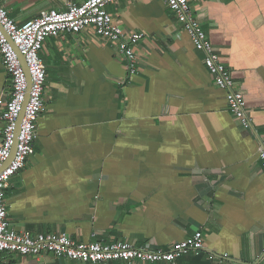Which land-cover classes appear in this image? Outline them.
<instances>
[{
    "label": "crops",
    "instance_id": "obj_1",
    "mask_svg": "<svg viewBox=\"0 0 264 264\" xmlns=\"http://www.w3.org/2000/svg\"><path fill=\"white\" fill-rule=\"evenodd\" d=\"M86 1L0 6L21 25ZM188 1L244 96L250 128L228 110L165 0H117L106 7L113 20L145 35L130 79L111 43L87 33L43 42L44 109L34 152L5 190L12 228L162 249L200 232L203 250L176 264H264V0ZM10 91L0 57V142ZM2 262L82 264L11 253Z\"/></svg>",
    "mask_w": 264,
    "mask_h": 264
},
{
    "label": "built area",
    "instance_id": "obj_2",
    "mask_svg": "<svg viewBox=\"0 0 264 264\" xmlns=\"http://www.w3.org/2000/svg\"><path fill=\"white\" fill-rule=\"evenodd\" d=\"M116 1L87 0L80 5L69 3L64 11L41 12L37 18L21 25L16 24L9 17L7 10L0 6V27L9 38L7 39L0 30V57L11 78L10 96L1 116L3 128L0 142V264H3L4 253L35 257L49 254L82 264L132 260L142 263L176 264L179 258L189 252L203 250V236L200 232H196L187 241L162 249L133 247L125 242L82 243L67 236L52 234L31 237L12 228L7 219L4 205L5 190L10 179L23 169L27 158L34 152L37 121L44 109L45 71L38 53L46 37L60 33H87L93 38L116 46L117 55L124 62L126 79L137 73L140 64L137 48L145 35L142 32L125 31L113 20L106 7ZM165 2L189 36L194 49L203 54V63L215 86L225 92L228 110L245 130L249 129L250 120L245 110L244 96L235 89L231 71L221 62L219 53L194 15L189 1L165 0ZM19 56L24 58L31 81L30 87ZM24 103L23 116L16 134ZM14 145V157L8 167L2 169ZM258 156L264 162L263 144L258 148Z\"/></svg>",
    "mask_w": 264,
    "mask_h": 264
},
{
    "label": "water",
    "instance_id": "obj_3",
    "mask_svg": "<svg viewBox=\"0 0 264 264\" xmlns=\"http://www.w3.org/2000/svg\"><path fill=\"white\" fill-rule=\"evenodd\" d=\"M0 30L3 32V34L6 36V38L9 39L8 36L6 35V33L3 31V29L1 27H0ZM19 57H20V59L22 61V65H23L24 71H25V73L27 75L28 87H30L31 81H30V77L28 75L27 67H26L25 62H24V58H23V56H19ZM25 103L23 105V108H22V111H21V114H20V117H19V120H18V124H17L18 126H17V129H16V134H18V131H19V124L21 123V119H22V116H23L24 108H25ZM14 154H15V145L12 147L10 155H9L8 159L6 160V162L4 163L2 169L8 167V165L11 163V161H12V159L14 157Z\"/></svg>",
    "mask_w": 264,
    "mask_h": 264
}]
</instances>
